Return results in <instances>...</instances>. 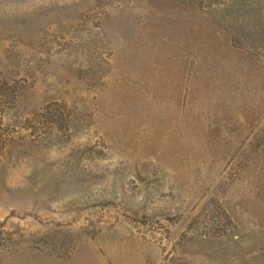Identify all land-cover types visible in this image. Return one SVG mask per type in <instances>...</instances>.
I'll use <instances>...</instances> for the list:
<instances>
[{
  "label": "rangeland",
  "instance_id": "obj_1",
  "mask_svg": "<svg viewBox=\"0 0 264 264\" xmlns=\"http://www.w3.org/2000/svg\"><path fill=\"white\" fill-rule=\"evenodd\" d=\"M0 264H264V0H0Z\"/></svg>",
  "mask_w": 264,
  "mask_h": 264
}]
</instances>
